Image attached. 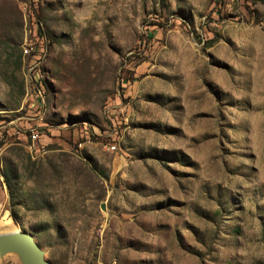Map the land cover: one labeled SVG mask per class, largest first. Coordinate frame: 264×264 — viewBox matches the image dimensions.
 I'll return each instance as SVG.
<instances>
[{
	"label": "rangeland",
	"instance_id": "rangeland-1",
	"mask_svg": "<svg viewBox=\"0 0 264 264\" xmlns=\"http://www.w3.org/2000/svg\"><path fill=\"white\" fill-rule=\"evenodd\" d=\"M19 229L50 264H264V0H0Z\"/></svg>",
	"mask_w": 264,
	"mask_h": 264
},
{
	"label": "water",
	"instance_id": "water-1",
	"mask_svg": "<svg viewBox=\"0 0 264 264\" xmlns=\"http://www.w3.org/2000/svg\"><path fill=\"white\" fill-rule=\"evenodd\" d=\"M16 255L20 264H50L35 238L21 229L0 233V258Z\"/></svg>",
	"mask_w": 264,
	"mask_h": 264
},
{
	"label": "built area",
	"instance_id": "built-area-1",
	"mask_svg": "<svg viewBox=\"0 0 264 264\" xmlns=\"http://www.w3.org/2000/svg\"><path fill=\"white\" fill-rule=\"evenodd\" d=\"M28 52H29L28 49H24V53H25V54H28ZM38 137H39L38 133H36V132H32V134H31V138H32L33 140H36ZM113 149H115V147H113Z\"/></svg>",
	"mask_w": 264,
	"mask_h": 264
}]
</instances>
